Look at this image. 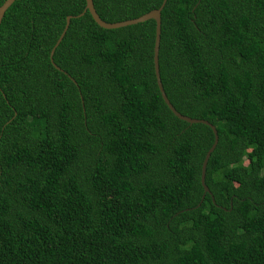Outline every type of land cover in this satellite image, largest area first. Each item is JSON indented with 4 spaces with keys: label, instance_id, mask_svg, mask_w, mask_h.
<instances>
[{
    "label": "trees",
    "instance_id": "trees-1",
    "mask_svg": "<svg viewBox=\"0 0 264 264\" xmlns=\"http://www.w3.org/2000/svg\"><path fill=\"white\" fill-rule=\"evenodd\" d=\"M4 0H0V5ZM162 0H93L106 22ZM85 0L0 23V264H264V0ZM74 80V81H73Z\"/></svg>",
    "mask_w": 264,
    "mask_h": 264
},
{
    "label": "water",
    "instance_id": "water-1",
    "mask_svg": "<svg viewBox=\"0 0 264 264\" xmlns=\"http://www.w3.org/2000/svg\"><path fill=\"white\" fill-rule=\"evenodd\" d=\"M14 1L15 0H4V2L0 5V23L2 21V18L4 16L6 10L11 6V4ZM85 2H86L85 7L80 14H78L76 16H74V15H67L66 16V22H65L64 28H63L60 36L58 37L57 41L55 42V44H54V46L50 52L51 62L53 63L52 56H53L54 50L57 47V45L60 43V41L62 40V38H63V36H64L68 26H69L70 19L73 17H79V16L83 15L86 11H89L92 18L95 20V22L99 26H101L103 28H108V29L119 28V27H123L126 25H131V24L143 22V21H146L148 19H153L155 21V40H154V54H153L154 72H155V76H156L157 85H158V88L160 90V93H161V96H162L164 102L167 104L169 109L174 113V115L177 116L179 119H182V120H184L190 124H192V123L206 124V125L211 127V129L214 133V141H213L211 147L206 152L205 157H204L203 162H202V166H201V183H202V186L204 189V192H203V196H204V194L209 191V188L207 187V185L204 182L206 164H207V160H208L211 152L214 150V148L218 142V135H217V130H216L215 126L213 124H211L209 121H207L205 119H201V118H191L187 115H183L180 112H178L174 108V106L171 104V102L169 101V99H168V97H167V95L163 89L161 78H160V73H159L158 53H159V43H160V33H161V10H162L163 6L165 5L166 0H162V3L158 8L152 9L149 12L144 13L138 17L123 20V21H116V22H106L103 19H101L95 10L93 0H85ZM53 65L59 69V67L56 66L54 63H53Z\"/></svg>",
    "mask_w": 264,
    "mask_h": 264
}]
</instances>
